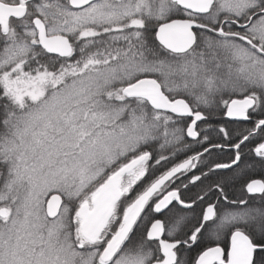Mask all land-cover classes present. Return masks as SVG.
<instances>
[{
  "label": "snow or ice",
  "instance_id": "6c2138e0",
  "mask_svg": "<svg viewBox=\"0 0 264 264\" xmlns=\"http://www.w3.org/2000/svg\"><path fill=\"white\" fill-rule=\"evenodd\" d=\"M0 264H264V0H0Z\"/></svg>",
  "mask_w": 264,
  "mask_h": 264
},
{
  "label": "flooded vegetation",
  "instance_id": "af4514ba",
  "mask_svg": "<svg viewBox=\"0 0 264 264\" xmlns=\"http://www.w3.org/2000/svg\"><path fill=\"white\" fill-rule=\"evenodd\" d=\"M247 159H248V160H251V159H252V157H247Z\"/></svg>",
  "mask_w": 264,
  "mask_h": 264
}]
</instances>
